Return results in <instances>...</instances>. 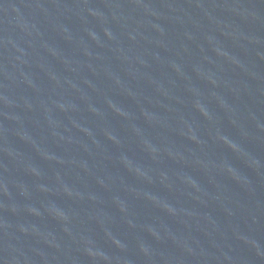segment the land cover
Wrapping results in <instances>:
<instances>
[{
    "label": "water",
    "instance_id": "1",
    "mask_svg": "<svg viewBox=\"0 0 264 264\" xmlns=\"http://www.w3.org/2000/svg\"><path fill=\"white\" fill-rule=\"evenodd\" d=\"M0 264H264V0H0Z\"/></svg>",
    "mask_w": 264,
    "mask_h": 264
}]
</instances>
